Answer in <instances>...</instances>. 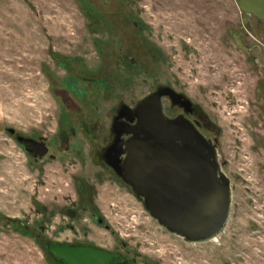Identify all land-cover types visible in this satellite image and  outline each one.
<instances>
[{
  "label": "rangeland",
  "instance_id": "rangeland-1",
  "mask_svg": "<svg viewBox=\"0 0 264 264\" xmlns=\"http://www.w3.org/2000/svg\"><path fill=\"white\" fill-rule=\"evenodd\" d=\"M171 84L212 122L231 183L225 228L203 243L171 233L131 185L97 182L90 161L117 105ZM7 128L45 138L49 154L27 158ZM77 175L98 186L110 230L65 215ZM0 211V264H53L46 240L89 231L136 264H264V21L236 0H0Z\"/></svg>",
  "mask_w": 264,
  "mask_h": 264
},
{
  "label": "water",
  "instance_id": "water-1",
  "mask_svg": "<svg viewBox=\"0 0 264 264\" xmlns=\"http://www.w3.org/2000/svg\"><path fill=\"white\" fill-rule=\"evenodd\" d=\"M236 2L244 13L264 21V0ZM162 92L143 98L128 110L126 118L137 122L122 124L130 137L119 144L126 158L123 169L115 170L171 233L188 242L203 243L225 228L231 213V183L222 172L211 141L188 120L165 117ZM42 146L40 154L44 157L49 149L44 143ZM46 248L56 264H84L80 249L52 242L46 243ZM92 255L96 264H105L109 258L104 251Z\"/></svg>",
  "mask_w": 264,
  "mask_h": 264
},
{
  "label": "flooded vegetation",
  "instance_id": "flooded-vegetation-1",
  "mask_svg": "<svg viewBox=\"0 0 264 264\" xmlns=\"http://www.w3.org/2000/svg\"><path fill=\"white\" fill-rule=\"evenodd\" d=\"M102 15H104L105 17V14L102 13ZM104 17L102 19L97 17V20H100V19H101L100 21L103 20L102 21L103 25L106 26L107 23L105 22ZM128 61H129L128 63L131 65H134L136 62L134 57L129 58ZM67 72H71V71L67 70ZM105 83L107 84V82ZM109 89L111 90L110 86H109ZM159 90H163L162 92L163 96L161 97L162 98V108H163V113L165 114V117L168 120L170 121L180 120V119L185 120V121L188 120L205 137H206L205 135L206 133L213 131L214 127L212 126V122L208 119L206 114L201 110V108H199L197 104H195L192 101V99L183 90L178 89L176 86H173L172 84L158 86L156 90H154L152 93L148 94L145 97H148L156 93ZM135 107H129V106L127 107L121 104L116 106V109L113 113L114 117H113L112 124L110 127L111 132L109 135V140L107 141V146L105 147L104 150H101L99 154L90 155L92 156L90 160L91 164L94 167L99 168V170L97 171L98 174H95L97 182L102 181L104 173H106L105 174L106 176L113 175L115 178L117 177V184L123 185L124 183V185H127L125 181L123 180V178L119 175V173H117V171H121L123 169V163L126 158L125 154L124 153L122 154V149H120L119 144L122 141H127L130 137V135H127L122 130V124L123 123L134 124L137 122V121L132 122L130 121V119L128 120L126 118V116L128 115L127 114L128 110L133 109ZM68 128L69 130H71L70 127H67V129ZM10 130H14L15 131L14 134H12ZM6 131L9 134V136L12 139H15L17 141V144L21 146V149L23 153L25 154V156L27 158L30 157L34 159V161H37V162L43 161L44 157H46L51 150V147L47 143L45 138L35 137L31 135L29 136L23 135L19 131L15 129H11V128H7ZM64 136L65 135H62V138H64ZM20 138H22V141L19 140ZM206 139L208 138L206 137ZM25 140H29V141H25ZM68 141L69 139H66L65 141L63 140V143L66 144L68 143ZM43 143L46 144V146L49 149V152L46 156L41 157L40 153L43 150V146H42ZM213 145H215V142ZM79 156L82 158L83 162L87 160L85 158V155H79ZM59 157L61 156L57 157L55 155H49V159H52L55 161H57ZM67 157H68L67 155L64 156V158H67ZM115 169H117V171ZM72 187H74V192L78 196L76 195L77 198L72 200V202L69 205L70 207L65 208V215L68 216L70 219L74 220L76 218H79L78 216H80L79 215L80 210H82V212L86 213L90 217L93 223L97 224L101 228L104 227L105 229L110 230L107 220L105 219L104 215H101L98 209V206H97V200H95V196H97L98 186H96L95 184H92L88 178L77 175L73 177ZM88 190H90V193L88 192ZM79 197L81 200L79 199ZM43 208L46 211H48V208L46 206ZM5 216L4 214L0 213V234H2L3 221L7 223V217ZM10 223L14 225L13 228L14 230L17 231L18 225H16L14 221L12 222L10 221ZM69 229L74 230L73 226L69 227ZM50 242L56 243V244H62L64 247L70 248L72 250H75V249L82 250V252L84 253V258H85L84 264H96L97 258L94 255H92V252L94 251H101V252L104 251L107 253L109 258H107V260L105 261V264H136L137 263V257H134V256L131 257L127 253H122L120 251L110 249L105 243H99L98 238L94 237L93 232L91 231L84 232L83 234H78V237L74 239L62 240L60 243L51 241L49 239L46 240V243H50Z\"/></svg>",
  "mask_w": 264,
  "mask_h": 264
},
{
  "label": "trees",
  "instance_id": "trees-1",
  "mask_svg": "<svg viewBox=\"0 0 264 264\" xmlns=\"http://www.w3.org/2000/svg\"><path fill=\"white\" fill-rule=\"evenodd\" d=\"M46 243V242H45ZM45 245V244H44ZM45 250H47L46 248H45ZM48 255V257H49V259L52 261V263L53 264H56L55 262H53L54 260L51 258V256L49 255V253L47 254Z\"/></svg>",
  "mask_w": 264,
  "mask_h": 264
}]
</instances>
